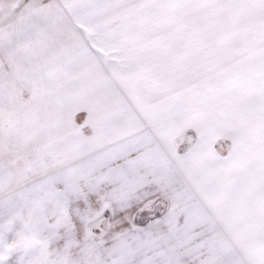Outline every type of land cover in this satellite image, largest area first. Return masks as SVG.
<instances>
[{
    "label": "snow or ice",
    "instance_id": "obj_1",
    "mask_svg": "<svg viewBox=\"0 0 264 264\" xmlns=\"http://www.w3.org/2000/svg\"><path fill=\"white\" fill-rule=\"evenodd\" d=\"M0 264H264V0H0Z\"/></svg>",
    "mask_w": 264,
    "mask_h": 264
}]
</instances>
